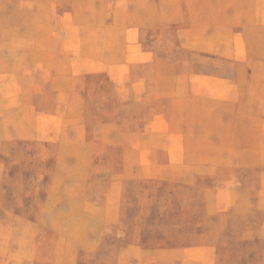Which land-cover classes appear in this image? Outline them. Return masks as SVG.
Returning a JSON list of instances; mask_svg holds the SVG:
<instances>
[{
	"label": "rangeland",
	"instance_id": "obj_1",
	"mask_svg": "<svg viewBox=\"0 0 264 264\" xmlns=\"http://www.w3.org/2000/svg\"><path fill=\"white\" fill-rule=\"evenodd\" d=\"M0 264H264V0H0Z\"/></svg>",
	"mask_w": 264,
	"mask_h": 264
}]
</instances>
